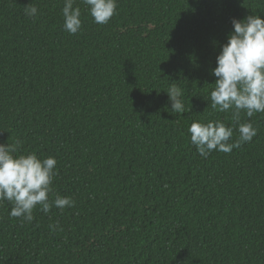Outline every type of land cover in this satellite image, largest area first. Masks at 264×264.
<instances>
[{
    "label": "trees",
    "instance_id": "16d2710c",
    "mask_svg": "<svg viewBox=\"0 0 264 264\" xmlns=\"http://www.w3.org/2000/svg\"><path fill=\"white\" fill-rule=\"evenodd\" d=\"M63 6L0 0V144L54 157L49 200L75 201L31 222L0 203V264H264V113L241 112L257 135L230 153L204 158L188 132L219 120L239 138L211 71L232 19L264 17V0H118L105 25L76 0L75 35Z\"/></svg>",
    "mask_w": 264,
    "mask_h": 264
},
{
    "label": "clouds",
    "instance_id": "9594fccd",
    "mask_svg": "<svg viewBox=\"0 0 264 264\" xmlns=\"http://www.w3.org/2000/svg\"><path fill=\"white\" fill-rule=\"evenodd\" d=\"M76 0H64L62 14L63 28L71 35L82 29L81 10ZM93 18L100 25L107 24L116 14L118 0H82ZM39 9L35 5L25 7V15L37 18ZM232 32L222 45L216 57V67L211 75L217 79L210 93L211 107L220 112L231 110L232 119L238 124L239 138L230 142L234 129L225 123L194 121L188 128L191 143L197 153L207 158L213 151L230 153L234 148L249 143L257 135L251 122L240 123V114L250 118L256 113H264V17L248 15L244 19L233 18ZM171 102V112L185 111L182 100L183 90L173 83L165 91ZM15 144H0V203L8 201L13 207L12 217L31 222L33 210L39 206L45 214L51 208L63 210L75 206L70 197L57 196L49 200L53 181L58 174L54 157L39 159L35 153L14 155ZM53 230L59 225L52 226Z\"/></svg>",
    "mask_w": 264,
    "mask_h": 264
}]
</instances>
